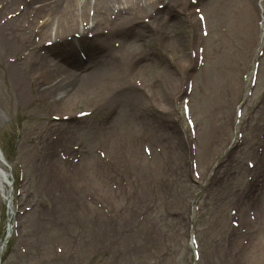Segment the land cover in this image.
I'll return each instance as SVG.
<instances>
[{
  "label": "rangeland",
  "instance_id": "rangeland-1",
  "mask_svg": "<svg viewBox=\"0 0 264 264\" xmlns=\"http://www.w3.org/2000/svg\"><path fill=\"white\" fill-rule=\"evenodd\" d=\"M194 1L125 27L135 55L109 39L119 69L70 34L0 37V264H264V0ZM69 66L111 90L63 88Z\"/></svg>",
  "mask_w": 264,
  "mask_h": 264
},
{
  "label": "bare ground",
  "instance_id": "bare-ground-1",
  "mask_svg": "<svg viewBox=\"0 0 264 264\" xmlns=\"http://www.w3.org/2000/svg\"><path fill=\"white\" fill-rule=\"evenodd\" d=\"M14 1H0V37L4 44L7 45V48L18 43L24 44V38L27 34V38L29 39L32 36L30 32H33L34 37H37V41L40 37H47V40H50L52 37L63 40L70 34L73 45L81 49L84 48L88 52L89 60L91 57H96V53L97 57L107 54L108 59L106 62H112L111 67L108 69H111L113 66H115L113 67L115 69H119L120 67L119 57L115 55L116 50L113 46L109 45V39H121L120 49L125 50L126 45L124 43L125 39H127L126 37L129 35L136 36L133 32L134 28L132 27L129 29L130 33L123 37V29L127 26L140 25V19L148 18V16L151 18L156 17L159 13V10L156 8L158 3L164 4L165 7L174 4L186 5L190 3L189 0H24L25 6L18 8L20 9L19 13L8 15L9 11L7 8ZM3 11L4 15H2ZM30 11L33 12L31 13L33 16L36 13L46 19L40 25H36L33 21H26V31H23V28L19 26L21 21L17 18L18 16H21V18H24V16L27 17L26 13ZM54 24V36H52L51 26ZM32 25H35L34 29H32ZM35 29H37V32ZM103 30H106L107 33L104 34ZM129 42L127 39L126 51L130 50V53L135 55L134 45L131 42L129 44ZM64 57V65H71L72 57L69 59L66 55ZM53 66L54 63L52 65L48 60H42V69L44 71L42 75L43 79H50L51 75H53L49 73L50 70H61ZM69 67H64L65 71L62 70L63 72L61 73L64 79L58 81L64 82L63 84L67 85H64L63 88L69 87L75 94L80 93L82 95L88 89L94 87L96 83L99 85L103 83L107 89L111 90L112 86L110 84L108 85L104 79L101 81L98 74L94 73V71L90 73L86 80L81 82L83 83L81 86H75L74 84L78 85L79 82L77 81V76L70 75L72 74L70 71L74 68L72 66ZM57 77L59 78L58 75H56ZM3 177L6 178L5 173ZM2 249L3 246L1 247Z\"/></svg>",
  "mask_w": 264,
  "mask_h": 264
}]
</instances>
